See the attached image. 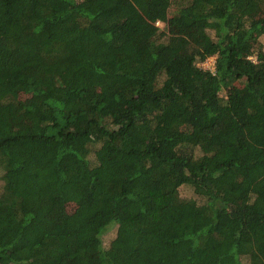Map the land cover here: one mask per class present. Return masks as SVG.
<instances>
[{
  "label": "trees",
  "instance_id": "trees-1",
  "mask_svg": "<svg viewBox=\"0 0 264 264\" xmlns=\"http://www.w3.org/2000/svg\"><path fill=\"white\" fill-rule=\"evenodd\" d=\"M261 36L264 0H0V264H264Z\"/></svg>",
  "mask_w": 264,
  "mask_h": 264
},
{
  "label": "rangeland",
  "instance_id": "rangeland-1",
  "mask_svg": "<svg viewBox=\"0 0 264 264\" xmlns=\"http://www.w3.org/2000/svg\"><path fill=\"white\" fill-rule=\"evenodd\" d=\"M160 25H163L164 23L162 21L159 22ZM171 28L173 26H170ZM179 28V27H178ZM179 31L182 32V27L178 29ZM209 30V29H208ZM184 33L186 34H189L190 36H192L196 42H198V44H202L206 38H207V31L205 32L202 28L200 27H195V28H189V29H184L183 30ZM209 31H212V30H209ZM208 31V32H209ZM210 33V32H209ZM261 38L263 39L264 41V37L261 36ZM260 38V39H261ZM214 62H215V55H210L208 57H206L204 60H201L198 62L199 65H201L202 67L204 68H210V69H213L214 68ZM226 92V91H225ZM24 97V95H23ZM14 119L18 120V115L15 114L14 115ZM179 193L180 195L183 197V198H195L198 202H202V198L200 197V195L196 194L193 187L190 185V184H182L180 187H179ZM71 208V205H67L66 209L67 210H70ZM63 212V209L60 207V208H57L55 210V214L56 215H59L60 213ZM115 232V226H112L110 227L104 234H103V239H104V242H108V240L113 236ZM244 262H247V259H243ZM60 264H70V260L69 259H65L63 260ZM244 264H247V263H244Z\"/></svg>",
  "mask_w": 264,
  "mask_h": 264
}]
</instances>
